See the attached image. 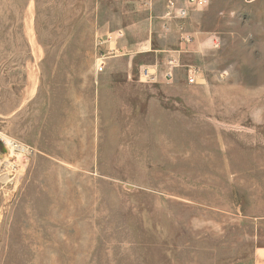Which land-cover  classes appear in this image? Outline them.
I'll return each instance as SVG.
<instances>
[{"label": "rangeland", "instance_id": "1", "mask_svg": "<svg viewBox=\"0 0 264 264\" xmlns=\"http://www.w3.org/2000/svg\"><path fill=\"white\" fill-rule=\"evenodd\" d=\"M187 5L0 0V264H264V0Z\"/></svg>", "mask_w": 264, "mask_h": 264}, {"label": "crops", "instance_id": "2", "mask_svg": "<svg viewBox=\"0 0 264 264\" xmlns=\"http://www.w3.org/2000/svg\"><path fill=\"white\" fill-rule=\"evenodd\" d=\"M130 4L132 5V8L135 9L136 14L143 15V18H141L139 22H136L138 26H122L118 30L111 31L106 34L104 33L103 36L112 37V40L107 42L103 41L102 44H100L101 42H99L98 45L101 46L100 49L104 52L115 50L118 51L119 54H121V52H123L124 50L127 56V58L125 59L127 61V64L131 63L135 59V55L138 52H140L139 55H145L147 56V59H151L155 63L157 61L158 64L159 49H154V47H158L159 45L158 40L153 36V33H155L153 28H155V30L160 26L162 28H164L165 26L168 28V23L172 20L171 15H169L168 13L170 4H175V6L178 8L187 9V0H130ZM172 21L175 22V20ZM153 25H156L157 27H153ZM140 48L142 49L140 50ZM179 54L180 52L177 54V56L173 57L174 59L169 58V60L176 63L178 61V58L182 59L180 57L181 55ZM168 65L169 63L167 62L166 67ZM169 70L166 71L169 72ZM102 73L103 66H100L97 68V74ZM113 74L114 77L118 76V73ZM260 260L261 259H259V261ZM257 262L258 261H256V263Z\"/></svg>", "mask_w": 264, "mask_h": 264}, {"label": "built area", "instance_id": "3", "mask_svg": "<svg viewBox=\"0 0 264 264\" xmlns=\"http://www.w3.org/2000/svg\"><path fill=\"white\" fill-rule=\"evenodd\" d=\"M247 1H251V0H247ZM187 3L189 4V5H191L192 7H195V8H203V7H205V5H206V0H187ZM174 13L175 12V18H177V19H180V20H182V19H184V18H186V16H187V13H186V10L185 9H183V8H175V6H174V4H170V9L168 10V13H169V15L170 14H173L172 12ZM118 34H121V33H118ZM180 37H181V40L182 41H185V42H189L190 41V37L188 36V35H186L184 32H183V30L181 29V31H180ZM110 40H112V37H107L106 38V40L104 41V42H107V41H110ZM100 44H102V42L100 43ZM112 51H110L109 53H111ZM101 60V59H100ZM174 63V61H170L169 62V66L171 67V68H173V64ZM144 74L145 75H148V71H144ZM167 77H171V74L170 73H168L167 74ZM194 82V78L190 75L189 77H188V83L189 84H191V83H193Z\"/></svg>", "mask_w": 264, "mask_h": 264}, {"label": "bare ground", "instance_id": "4", "mask_svg": "<svg viewBox=\"0 0 264 264\" xmlns=\"http://www.w3.org/2000/svg\"><path fill=\"white\" fill-rule=\"evenodd\" d=\"M5 143L7 144V145H9L10 147H11V149H14V151H16V152H24L25 150L23 149V148H17V146H15L13 143H11L10 141H8V140H5Z\"/></svg>", "mask_w": 264, "mask_h": 264}, {"label": "water", "instance_id": "5", "mask_svg": "<svg viewBox=\"0 0 264 264\" xmlns=\"http://www.w3.org/2000/svg\"><path fill=\"white\" fill-rule=\"evenodd\" d=\"M1 156V155H0Z\"/></svg>", "mask_w": 264, "mask_h": 264}]
</instances>
